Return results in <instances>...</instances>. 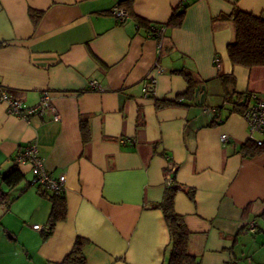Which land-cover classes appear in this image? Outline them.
<instances>
[{
  "label": "crops",
  "instance_id": "1",
  "mask_svg": "<svg viewBox=\"0 0 264 264\" xmlns=\"http://www.w3.org/2000/svg\"><path fill=\"white\" fill-rule=\"evenodd\" d=\"M120 1L0 0V83L27 106L47 92L60 116L22 118L0 103V189L12 200L0 205V264H60L78 237L88 240V264H166L169 231L151 206L163 198L170 166L196 264H264V153L241 151L262 134L229 112L220 78L233 76L229 90L264 100V65L232 64L234 26L221 18L234 7L264 16V0H130L123 23L113 14ZM184 2L182 25L167 28L161 43L138 25L165 24ZM178 71L199 83L195 98L158 108L187 90ZM149 77L156 83L146 95ZM92 81L100 90H90ZM29 144L49 173L66 177L67 215L49 236L34 229L47 226L51 202L29 185L31 165H19L25 179L16 188L2 180Z\"/></svg>",
  "mask_w": 264,
  "mask_h": 264
},
{
  "label": "trees",
  "instance_id": "2",
  "mask_svg": "<svg viewBox=\"0 0 264 264\" xmlns=\"http://www.w3.org/2000/svg\"><path fill=\"white\" fill-rule=\"evenodd\" d=\"M130 0H121L118 6L125 9L130 16L128 9L124 5ZM189 3L184 2L180 8L173 11L170 19L165 24H151L143 19H138V25L146 29L148 34H152L156 37L155 28L157 26L164 25L167 28H177L183 23L186 9ZM30 14L34 18L41 17L40 12L31 11ZM221 18L229 19L234 26V38L227 45V52L229 58L234 65H242L247 68L264 65V16H257L253 13L245 12L237 7H234L230 16H222ZM166 37V34L164 38ZM163 38V39H164ZM182 74L188 83L187 90L178 96V99L170 100H157L156 106L164 107L168 105L181 104L179 99L186 98L192 100L196 96L197 89H199V83L195 81L192 76L184 71H178ZM224 84V96L225 101L229 103V112L244 113L249 103V97L251 93H237L235 90L228 89V83L234 82L233 76L222 74L220 76ZM210 108V107H207ZM217 109V108H216ZM215 110V109H214ZM214 112V111H213ZM218 114V113H215ZM222 121L220 114L215 116V124ZM81 131L83 140L87 143L90 140V128L87 120L81 121ZM262 143L259 144L255 139H249L241 146V151L246 157H253L264 153V133L262 134ZM175 173L172 166L166 169V176L168 174ZM25 179V174L16 163L12 170L3 175L2 180L9 190L16 188ZM31 185V181L29 182ZM182 186L177 185L173 179L170 184L166 183V188L162 200L153 204L151 207L160 209L163 213L169 235L170 241L167 250V262L166 264H196L197 258L189 252L190 232L186 226L184 218L175 209L176 194ZM189 195L193 198L194 191L188 190ZM46 196L49 195L51 202V211L49 214L47 225L49 231L46 232V236H49L55 229L57 223L65 220L67 215V205L64 193L60 195L50 194L47 191L43 192ZM12 200L9 199V192L0 189V205H9ZM88 240L82 237H78L72 250L65 256L60 264H88L86 256L84 254V247Z\"/></svg>",
  "mask_w": 264,
  "mask_h": 264
},
{
  "label": "built area",
  "instance_id": "3",
  "mask_svg": "<svg viewBox=\"0 0 264 264\" xmlns=\"http://www.w3.org/2000/svg\"><path fill=\"white\" fill-rule=\"evenodd\" d=\"M113 14L116 16L119 22L123 23L129 17V13L119 7L118 5L113 8ZM166 27L164 25L157 26L155 28L156 37H153L152 34L148 36L155 38L159 43L163 40L166 34ZM215 64L219 66V60L216 58L214 60ZM159 71H162L161 68H158ZM156 83V78L149 77L145 80L143 92L147 95L154 90V85ZM90 90H100V87L97 85L96 81L90 83ZM0 103L6 105L7 111L10 114L16 115L22 118H28L33 115H44L51 111L54 114V120H59L60 116L55 111V108L51 104V99L47 92H45L40 100L34 106H27L21 100H18L11 96L6 90L5 86L0 83ZM207 111H214L213 108H208ZM244 119L247 121L250 132L253 133H264V100L259 98L256 94L251 93L249 97V103L247 109L243 113ZM257 143L261 144L262 140L255 139ZM222 141L224 143L229 141L227 134L222 135ZM122 143H125L126 140H122ZM15 161L18 165L21 164H30L32 168V180L31 185L40 186L45 191L50 194L60 195L65 192L66 177L65 175L54 176L52 173H49L43 164V158L40 155L39 149L36 144H29L23 148V150L16 156ZM173 180L172 174L166 176V183L170 184ZM49 196V195H48ZM257 224H251L248 228L249 231L254 232ZM34 229L43 230L48 232L49 226H39L34 225Z\"/></svg>",
  "mask_w": 264,
  "mask_h": 264
}]
</instances>
